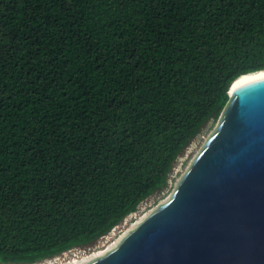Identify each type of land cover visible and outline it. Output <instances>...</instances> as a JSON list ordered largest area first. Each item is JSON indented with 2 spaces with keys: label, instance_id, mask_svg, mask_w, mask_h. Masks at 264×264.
I'll return each instance as SVG.
<instances>
[{
  "label": "trees",
  "instance_id": "1",
  "mask_svg": "<svg viewBox=\"0 0 264 264\" xmlns=\"http://www.w3.org/2000/svg\"><path fill=\"white\" fill-rule=\"evenodd\" d=\"M264 71V0H0V264L111 233Z\"/></svg>",
  "mask_w": 264,
  "mask_h": 264
},
{
  "label": "water",
  "instance_id": "2",
  "mask_svg": "<svg viewBox=\"0 0 264 264\" xmlns=\"http://www.w3.org/2000/svg\"><path fill=\"white\" fill-rule=\"evenodd\" d=\"M234 83L169 198L83 264H264V79Z\"/></svg>",
  "mask_w": 264,
  "mask_h": 264
},
{
  "label": "rangeland",
  "instance_id": "3",
  "mask_svg": "<svg viewBox=\"0 0 264 264\" xmlns=\"http://www.w3.org/2000/svg\"><path fill=\"white\" fill-rule=\"evenodd\" d=\"M218 122V121H217ZM217 122L213 120L206 123L200 133L190 141L187 147L180 154L175 162L172 172L169 176L168 185L159 193L150 197L142 205L136 213L125 219L119 226H117L111 233L100 238L95 243L85 246L74 248L69 252L62 253L51 262H39V264H74L73 262H80L83 264L84 259H93L98 255L104 253L120 241L126 234H128L141 220H143L155 207L169 198L174 188L182 178L183 174L192 163L212 131L215 129Z\"/></svg>",
  "mask_w": 264,
  "mask_h": 264
},
{
  "label": "bare ground",
  "instance_id": "4",
  "mask_svg": "<svg viewBox=\"0 0 264 264\" xmlns=\"http://www.w3.org/2000/svg\"><path fill=\"white\" fill-rule=\"evenodd\" d=\"M264 79V71L263 72H258V73H255V74H250V75H247V76H244L240 79H238L237 81H235L234 85H233V88L231 90L232 93H234L237 89L243 87V86H246L248 84H251L253 82H257V81H260V80H263ZM94 258V257H93ZM91 260L90 258L88 259H84L82 261V263H85L87 261ZM74 264H78L80 262H73Z\"/></svg>",
  "mask_w": 264,
  "mask_h": 264
}]
</instances>
